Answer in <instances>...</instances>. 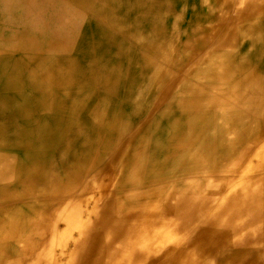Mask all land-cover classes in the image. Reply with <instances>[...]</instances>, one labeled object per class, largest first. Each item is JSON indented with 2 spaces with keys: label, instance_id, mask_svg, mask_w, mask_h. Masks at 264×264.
<instances>
[{
  "label": "bare ground",
  "instance_id": "bare-ground-1",
  "mask_svg": "<svg viewBox=\"0 0 264 264\" xmlns=\"http://www.w3.org/2000/svg\"><path fill=\"white\" fill-rule=\"evenodd\" d=\"M40 3L0 18V264H264V0Z\"/></svg>",
  "mask_w": 264,
  "mask_h": 264
},
{
  "label": "crops",
  "instance_id": "crops-1",
  "mask_svg": "<svg viewBox=\"0 0 264 264\" xmlns=\"http://www.w3.org/2000/svg\"><path fill=\"white\" fill-rule=\"evenodd\" d=\"M20 1L22 0H0V18H5L8 15H10L12 11L14 12L17 9L16 6L19 4ZM36 1L38 2V0ZM34 2L35 0H33V3ZM40 4L41 5L39 7L41 9V12H43L44 10L43 0ZM9 7H11L12 9H10ZM38 12H40V10H38ZM33 14L35 13H32V16Z\"/></svg>",
  "mask_w": 264,
  "mask_h": 264
},
{
  "label": "rangeland",
  "instance_id": "rangeland-1",
  "mask_svg": "<svg viewBox=\"0 0 264 264\" xmlns=\"http://www.w3.org/2000/svg\"><path fill=\"white\" fill-rule=\"evenodd\" d=\"M39 1H41L42 2V0H39ZM35 2H37V1H35ZM60 257H64V256H62V255H59V253H57V258H60Z\"/></svg>",
  "mask_w": 264,
  "mask_h": 264
}]
</instances>
